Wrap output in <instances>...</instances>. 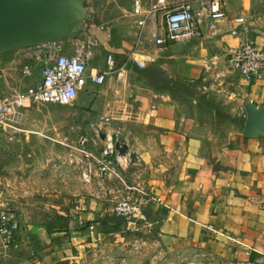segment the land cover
<instances>
[{
  "label": "crops",
  "instance_id": "obj_1",
  "mask_svg": "<svg viewBox=\"0 0 264 264\" xmlns=\"http://www.w3.org/2000/svg\"><path fill=\"white\" fill-rule=\"evenodd\" d=\"M142 6L144 27L137 24L133 0H52L42 16L44 23L64 26L67 50L88 37L96 40L90 69L105 68L107 53H114L116 70L104 83L86 86H101L104 102L116 93L129 106L134 120L118 130L140 162L127 168L125 178L131 185L130 175L140 172L144 184L132 186L156 200L155 208L147 201L142 209L146 221L176 241L204 238L231 264H264V70L250 78L229 63L241 41L229 33L235 16L248 17V35L264 49V0H227L228 18L217 36L208 38L209 25L203 23L199 37L163 48L155 43L165 28L160 4L142 0ZM81 15L99 26L73 33L70 23ZM41 35L0 31V92L29 94L35 88ZM37 70L31 85L27 75ZM101 112L98 117L105 116ZM251 116L259 118L249 123ZM114 219L120 216L114 213ZM36 247L21 240L22 257L38 259Z\"/></svg>",
  "mask_w": 264,
  "mask_h": 264
},
{
  "label": "rangeland",
  "instance_id": "obj_2",
  "mask_svg": "<svg viewBox=\"0 0 264 264\" xmlns=\"http://www.w3.org/2000/svg\"><path fill=\"white\" fill-rule=\"evenodd\" d=\"M4 75L0 70L3 80ZM38 75V70L34 77L27 75L32 78L31 85ZM113 95L104 102L106 93L101 86L88 85L80 90L73 105L28 100L0 131V158L7 178L0 199L21 219V240L36 244L34 250L39 256L35 259L28 254L24 262L231 264L223 251H213L204 238L176 241L147 221L114 219L116 203L128 194L142 209L147 201L148 207L155 208L156 200L144 195L145 189H130L126 186L129 183L113 177L100 180L97 174L84 179L88 160L81 155L77 137L84 130L90 133L92 139L86 149L93 154L102 148L107 131L115 138L110 128L95 131L97 113L105 111L103 117L112 119L111 127L120 135L118 129L134 120L128 117L127 102ZM130 176L131 185L144 184L140 172Z\"/></svg>",
  "mask_w": 264,
  "mask_h": 264
},
{
  "label": "built area",
  "instance_id": "obj_3",
  "mask_svg": "<svg viewBox=\"0 0 264 264\" xmlns=\"http://www.w3.org/2000/svg\"><path fill=\"white\" fill-rule=\"evenodd\" d=\"M163 1L156 0V3L160 4L165 19L164 30H159L155 34V43L159 48L172 45L177 41L199 37L203 23L209 25L207 37H215L221 24L228 18L227 0H203L198 5L190 0H182L172 8L163 5ZM133 14L137 17V24L144 27L146 17L143 15L142 0H133ZM231 23L233 26L229 33L240 38L241 41L231 50L229 63L242 76L250 78L259 76L264 70V49L248 35V17L235 16L231 19ZM98 26L96 20L87 15L75 30L83 33L88 28ZM100 27L102 28V25ZM65 39L51 40L38 46L37 56L40 60L41 77L29 94H23L16 89L0 92V131L9 121L14 120L28 100L42 104L73 105L80 90L89 82L102 84L116 70V58L112 52L106 55L105 68L98 71L90 69L97 45L93 37L77 41L70 50H67V39L66 41ZM137 64L140 67L143 65L141 61H137ZM28 71L31 74L29 69ZM95 125V131H107L111 128L112 119L98 117ZM108 132L104 135L102 148L96 154L86 149L92 139L87 130L77 137L81 155L88 160V165H84L83 177L90 180L93 174H97L100 180L117 177L128 183L125 178L126 170L131 164L138 165L139 157L131 152L129 147L123 151L118 149L116 145L120 135L114 138L109 136ZM82 160L85 159L82 158ZM6 180L5 168L0 158V195L5 192ZM126 186L141 191V188L138 189L130 184ZM114 213L123 217L124 220L132 218L147 220L140 205L133 195L129 194L116 203ZM21 228V219L7 206L6 202L0 199V264H25L24 261L28 260L20 253Z\"/></svg>",
  "mask_w": 264,
  "mask_h": 264
},
{
  "label": "water",
  "instance_id": "obj_4",
  "mask_svg": "<svg viewBox=\"0 0 264 264\" xmlns=\"http://www.w3.org/2000/svg\"><path fill=\"white\" fill-rule=\"evenodd\" d=\"M51 3L52 0H0V31L20 35L42 33L38 43L63 39L65 36L64 26H58L59 21L53 20L48 23L43 21V8ZM58 13L54 11L55 19L58 17ZM86 16L81 15L70 23L73 33H78L75 29ZM258 118L251 116L249 123L257 121ZM116 147L121 151L127 149L128 146L123 135L118 137Z\"/></svg>",
  "mask_w": 264,
  "mask_h": 264
},
{
  "label": "trees",
  "instance_id": "obj_5",
  "mask_svg": "<svg viewBox=\"0 0 264 264\" xmlns=\"http://www.w3.org/2000/svg\"><path fill=\"white\" fill-rule=\"evenodd\" d=\"M120 221H124V218L120 216ZM84 228V226H82V229Z\"/></svg>",
  "mask_w": 264,
  "mask_h": 264
}]
</instances>
